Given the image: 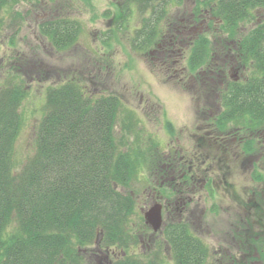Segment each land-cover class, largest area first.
Instances as JSON below:
<instances>
[{
  "label": "trees",
  "instance_id": "trees-1",
  "mask_svg": "<svg viewBox=\"0 0 264 264\" xmlns=\"http://www.w3.org/2000/svg\"><path fill=\"white\" fill-rule=\"evenodd\" d=\"M25 1L31 0H0V32L7 12ZM182 1L124 0L118 21L141 17L130 39L132 50L158 52L169 31H175L171 14ZM193 14L209 16L210 32L224 43L227 62L247 71L219 87L218 123L254 131L264 122V0H202ZM39 30L57 51H65L78 42L84 24L69 16L47 17ZM175 41L169 40V47ZM216 56L210 37L201 34L190 47L187 66L219 72L207 68L216 65ZM16 76L9 73L0 82V264H86L89 247L94 262L100 250H128L147 239L149 252L106 264H169L170 258L175 264H205L208 248L186 224L167 225L163 240L149 232L142 217L134 219V185L159 177L162 143L117 94L91 91L76 77L50 86L37 152L16 172L15 146L25 120L21 107L29 93L27 82ZM204 79L211 80H198Z\"/></svg>",
  "mask_w": 264,
  "mask_h": 264
},
{
  "label": "rangeland",
  "instance_id": "rangeland-1",
  "mask_svg": "<svg viewBox=\"0 0 264 264\" xmlns=\"http://www.w3.org/2000/svg\"><path fill=\"white\" fill-rule=\"evenodd\" d=\"M123 1L31 0L7 12V25L0 32V82L4 84L9 73L15 74L23 85L27 82L29 92L21 107L25 120L15 146L16 172L21 171L37 151V130L44 114L48 88L64 78L82 79L91 91L120 96L126 108L136 112L144 121L142 127L161 141L163 149L170 144L179 148L183 155H192V151L198 153L199 165L193 168V172L199 188L195 192L185 189L192 192V204L187 200V206L183 209L178 195H161L164 192L159 191L157 179L153 183L141 180L134 185L138 207L134 219L141 221L139 218L143 217V213L159 200L168 205L162 212L164 219L170 218L172 206L177 212H183V218L190 216L192 220L193 214L201 221V226L196 229L206 241H219L223 246H230L233 232L239 233L247 225H254V216L247 218L251 210L243 200L251 175L248 167L254 153L242 154V145L237 138L244 137L245 133L231 135L230 131H237L235 129L222 133L210 125L220 107L215 100L219 81L213 79L208 83V79H204L198 83L196 70L187 66L191 45L199 35L209 30L206 21H203L205 27L200 29L196 26L202 20L194 22L201 17L193 15V12L202 0H183L182 5L172 10V24L179 37L170 30L153 58V55H140L132 50L131 35L140 26L141 17L137 13L133 17H125L120 23L117 13ZM118 3L120 6H117ZM107 10L110 15L104 16ZM67 16L83 21L84 32L74 46L57 51L41 34L39 24L47 17L55 19ZM254 26L252 23L248 28ZM208 34L217 51V70L233 77H242L237 62H227L224 43ZM109 37L111 41H107ZM169 40H176L172 47L168 45ZM216 65L211 68L214 70ZM168 122L175 130L174 134L168 129ZM261 143L264 144V137ZM223 160L228 161L226 164L229 167L232 165L227 171L231 175L225 176L229 183L217 184L219 187L214 196L209 198L199 179L202 176L211 179L219 176L222 180L225 172ZM175 182L170 186L178 192L180 186ZM171 203L174 205L171 206ZM259 216L262 217L261 229H264V214ZM245 218L250 222H246ZM256 227L255 230H260V226ZM248 236L251 233L246 234V239ZM147 243L128 250L115 247L106 248L108 252L100 250L94 262L90 260L88 248L85 252L86 264H106L108 259L115 261L146 249L149 252L151 245L148 240ZM105 256L108 259H104ZM169 264H175L173 259H169Z\"/></svg>",
  "mask_w": 264,
  "mask_h": 264
},
{
  "label": "flooded vegetation",
  "instance_id": "flooded-vegetation-1",
  "mask_svg": "<svg viewBox=\"0 0 264 264\" xmlns=\"http://www.w3.org/2000/svg\"><path fill=\"white\" fill-rule=\"evenodd\" d=\"M223 76H225L224 73ZM217 83L219 86L224 85L223 81ZM218 93L219 92H217L215 99L218 98ZM217 113L218 111L216 110L212 120L213 122H211L210 125L222 133L232 129L237 131H230L231 135L236 133H245L244 137L237 138L239 143L242 145V154L254 153V158L250 159L252 163L248 167L251 174L247 180L248 190L246 197L243 198V200L248 204V209L251 210V214L248 215L247 218L254 216V225H247L242 232H233L231 242H229L230 246H223L219 241H205V243L210 249H214L212 255L214 256L217 264H264V229H261L262 217L259 216L262 213L264 214V144L261 143L262 138L264 137V122L254 131L245 130L243 127H228L225 129L218 123L219 116H216ZM164 159V168L173 167V175L177 172L181 173L177 177H165L168 173L164 171L163 182H174L176 180L175 183L180 186L179 189L184 186V189H187L188 191L192 190L193 192L199 188L197 187L198 179L195 177L193 172V168L199 165V157L196 151H192V155H183L179 148L173 146ZM227 162V160H223L225 172L222 175V180H220L219 176H214L213 179L209 176H202V178L199 179L201 182L200 186L204 189L203 191L206 193L207 197L212 198L214 196L216 189L219 187L217 184L223 183L222 185H224L225 183H229L227 182L228 180L225 176L231 175L227 171L228 169H231L232 165L229 167L226 164ZM244 163L245 161H243V164ZM181 167H187V171L182 172ZM203 209L206 208L203 206ZM213 213L217 214L216 211ZM245 221L250 222L246 218ZM192 222V230L198 232L196 227L201 226V221L198 217L196 219V217L192 214ZM256 226H260V230H255V228H257ZM248 233H251V236H248L246 239V234ZM253 249L254 251L252 252Z\"/></svg>",
  "mask_w": 264,
  "mask_h": 264
},
{
  "label": "water",
  "instance_id": "water-1",
  "mask_svg": "<svg viewBox=\"0 0 264 264\" xmlns=\"http://www.w3.org/2000/svg\"><path fill=\"white\" fill-rule=\"evenodd\" d=\"M147 223H149L155 231L160 229L162 217H161V206L155 205L149 211L145 213Z\"/></svg>",
  "mask_w": 264,
  "mask_h": 264
}]
</instances>
